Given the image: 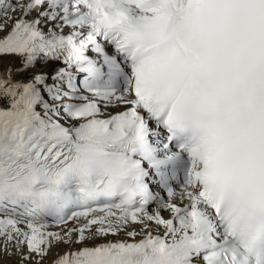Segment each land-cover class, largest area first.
<instances>
[{
  "label": "snow or ice",
  "instance_id": "6c2138e0",
  "mask_svg": "<svg viewBox=\"0 0 264 264\" xmlns=\"http://www.w3.org/2000/svg\"><path fill=\"white\" fill-rule=\"evenodd\" d=\"M61 245L264 264V0H0V257Z\"/></svg>",
  "mask_w": 264,
  "mask_h": 264
},
{
  "label": "bare ground",
  "instance_id": "6f19581e",
  "mask_svg": "<svg viewBox=\"0 0 264 264\" xmlns=\"http://www.w3.org/2000/svg\"><path fill=\"white\" fill-rule=\"evenodd\" d=\"M8 64L9 62L5 61L3 66L7 67ZM13 67H15V63H13ZM165 215H167V213H165ZM132 228H135L137 231H139V225H133L127 231H131ZM127 231L121 232L117 236H109L106 239L107 240H128L129 237L127 236ZM141 238H142L141 236H137L136 240H139ZM63 250H64L63 245H61L58 249L54 248L52 250V253L45 260L44 264H51V261L54 259L56 252L63 251ZM17 260H18V257L16 256H13L11 259H8L7 257H0V261H2V264H17Z\"/></svg>",
  "mask_w": 264,
  "mask_h": 264
}]
</instances>
